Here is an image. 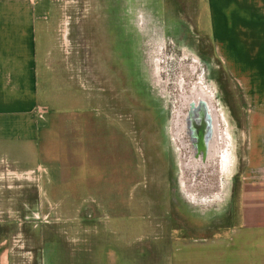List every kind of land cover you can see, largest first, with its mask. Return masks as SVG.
<instances>
[{
	"label": "rangeland",
	"instance_id": "1",
	"mask_svg": "<svg viewBox=\"0 0 264 264\" xmlns=\"http://www.w3.org/2000/svg\"><path fill=\"white\" fill-rule=\"evenodd\" d=\"M46 2L57 85L43 94V79L45 103L117 118L135 152L132 164L125 152L108 157L105 194L77 202L69 216L41 210L35 172L12 182L5 174L0 241L12 246L11 260L70 264L75 254V264H164L172 235L215 236L238 224L250 112L212 38L208 0ZM187 102L214 117L217 151L207 159L177 138L176 115L193 108Z\"/></svg>",
	"mask_w": 264,
	"mask_h": 264
},
{
	"label": "crops",
	"instance_id": "2",
	"mask_svg": "<svg viewBox=\"0 0 264 264\" xmlns=\"http://www.w3.org/2000/svg\"><path fill=\"white\" fill-rule=\"evenodd\" d=\"M46 1L0 0V179L7 175L12 182L34 170L41 210L69 216L77 202L105 194L109 182L102 180V169L114 168L108 157L123 158L125 152L132 164L135 151L117 118L52 111L45 103L43 79V94L53 96L50 87L57 85L45 38ZM208 6L212 38L242 84L250 112L240 222L221 235H172L164 242V264H264V0H208ZM155 249L150 246V256H158ZM13 255L12 246L0 241V264H16ZM75 263L74 254L70 264Z\"/></svg>",
	"mask_w": 264,
	"mask_h": 264
},
{
	"label": "bare ground",
	"instance_id": "3",
	"mask_svg": "<svg viewBox=\"0 0 264 264\" xmlns=\"http://www.w3.org/2000/svg\"><path fill=\"white\" fill-rule=\"evenodd\" d=\"M185 98L189 101L188 96ZM187 103L193 108L183 116L176 115L177 138L181 140L185 149L195 155L196 160L207 159L217 151L214 117L202 108L198 107L196 110V105Z\"/></svg>",
	"mask_w": 264,
	"mask_h": 264
},
{
	"label": "built area",
	"instance_id": "4",
	"mask_svg": "<svg viewBox=\"0 0 264 264\" xmlns=\"http://www.w3.org/2000/svg\"><path fill=\"white\" fill-rule=\"evenodd\" d=\"M38 170V169H37ZM11 174V173H10ZM33 175L34 176V170H31V171H26V172H24L23 173V175L25 176V177H29L30 175ZM12 176H16V174H11ZM35 178V177H34ZM33 180V179H32Z\"/></svg>",
	"mask_w": 264,
	"mask_h": 264
}]
</instances>
